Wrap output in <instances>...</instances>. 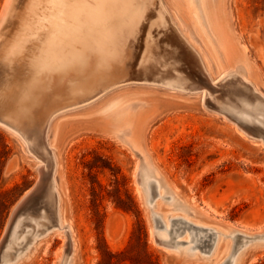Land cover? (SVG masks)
<instances>
[{"label": "rangeland", "instance_id": "rangeland-1", "mask_svg": "<svg viewBox=\"0 0 264 264\" xmlns=\"http://www.w3.org/2000/svg\"><path fill=\"white\" fill-rule=\"evenodd\" d=\"M21 1L0 0L2 99L21 93L25 84V61L6 59L29 0ZM162 2L212 82H220L222 71L231 73L264 97V0ZM60 90L51 91L49 104L24 99L14 102L21 107L0 113V243L43 163V176L50 184L55 181L51 186L57 194V208L46 199L24 212L19 244L9 236L0 264H224L231 252L239 254L236 264H264V139L209 106L202 89L128 81L67 108L66 91ZM119 102V111H108ZM26 130L28 137L44 140L52 167L29 149L22 136ZM138 168L154 172L167 198L153 191L152 203L147 201L137 182ZM166 217L179 231L206 234L211 228L215 238H202L193 253L162 246L155 233ZM229 232H237L234 244ZM186 238L173 241L184 244Z\"/></svg>", "mask_w": 264, "mask_h": 264}, {"label": "bare ground", "instance_id": "bare-ground-1", "mask_svg": "<svg viewBox=\"0 0 264 264\" xmlns=\"http://www.w3.org/2000/svg\"><path fill=\"white\" fill-rule=\"evenodd\" d=\"M17 1L15 0V2ZM22 1L21 3H23ZM211 1L213 2V0ZM11 2L13 3V1ZM202 2L204 4V0ZM10 3L7 1L8 6ZM6 6L1 18L7 14ZM7 10L9 11L8 8ZM9 21L8 24H10ZM0 22L2 21L0 20ZM195 23L197 27H200L196 19ZM16 30L12 42L7 48L6 59L12 62L13 60L25 61V68L21 64L23 70L26 69L27 71H25V84L23 83L21 93L18 90L19 94L12 96V98L9 97V94H7L9 97L7 99H5L6 96L3 97L4 99L0 98L1 114L7 107L10 109L11 107H21H16L17 104L14 105L24 99L26 102L30 100L34 104H45L46 102L49 104V95L54 89H56L55 91L57 89H61V92L66 91L67 105L64 107L67 108L90 101L118 84L128 81H142L161 84L174 89H202L205 91L204 97L209 106L221 111L226 116L232 117L244 129L264 139V97L244 77L240 78L231 73L224 74L222 71L223 76L220 82H212L211 77L204 69L199 54L195 52L190 42L183 37L179 28L176 27L162 0H29L26 5L25 16L20 22V28ZM6 34L8 35V33ZM2 53V55L5 54L4 51ZM21 71L19 70V72ZM120 105V102L113 104L111 107L109 106L108 111L116 113L119 111L117 106ZM13 110L15 109L13 108ZM22 117L18 118L21 119ZM41 127L45 126L42 124ZM26 133V136L30 134L28 130ZM34 137L36 138V136ZM29 139L31 140L32 152L52 167L54 165L53 155L44 140L34 139L32 136ZM45 164H41V176L47 171ZM143 171V168H138L136 177L147 201L152 203L153 191L157 197L165 198V195L160 194L161 185L154 179V172L152 173L149 169L145 174ZM53 181L51 184L50 181L46 182L41 200L48 199L50 203H56L57 208V194L56 189L54 190L56 186H51L55 184ZM170 200L174 202L173 197ZM33 208L32 206V210H35ZM176 209L184 210L178 205H176ZM45 210L47 209L45 208ZM36 223L38 227L41 226L38 220ZM18 228L19 222H16L11 234V243L14 242L16 245L19 244L18 240L21 238L18 236ZM59 228L69 231L67 226H59ZM179 229L180 227L174 226L171 217H166L161 225L156 227L157 237L155 240L167 248L193 253L198 248L202 238L211 234L213 236L215 232L211 228H208L206 234L195 231L193 228H184L182 231ZM236 233L229 232L228 234L232 244L237 240ZM216 234L219 235L220 233ZM182 236L187 237L184 244L178 242ZM173 239H178V241H173ZM206 249L208 248L206 247ZM238 256L237 252H231L224 264H236Z\"/></svg>", "mask_w": 264, "mask_h": 264}, {"label": "water", "instance_id": "water-1", "mask_svg": "<svg viewBox=\"0 0 264 264\" xmlns=\"http://www.w3.org/2000/svg\"><path fill=\"white\" fill-rule=\"evenodd\" d=\"M217 110V109H216ZM219 111V110H218ZM221 112V111H219ZM229 119H231L232 121H234L235 123H237L242 129H244L238 121L234 120L232 117L227 116ZM3 122H6V120H1ZM9 125H11L14 129H19L17 126L13 125V123H8ZM245 131H247L246 129H244ZM20 131V129H19ZM249 134L254 135L253 133L247 131ZM22 136L24 137V139L27 141L28 143V147L31 150V140L29 139L28 136H26L25 134L22 133ZM256 136V135H254ZM32 151V150H31ZM47 182V179L42 175L40 176L39 180L36 182V184L23 196V198L18 202V204L16 205L13 215L11 217L10 220V224L7 228L6 231V235L5 237L2 239L1 243H0V256L5 252L7 246H8V239L9 236L12 234L13 232V228L16 224V222L19 221V219L22 217V215L24 214V212L26 210H28L30 207L34 206L36 203H38L39 200H41V196L45 187V184ZM47 228V227H46ZM156 235V233H155ZM157 237V235H156ZM158 239V238H157ZM159 241V239H158Z\"/></svg>", "mask_w": 264, "mask_h": 264}]
</instances>
